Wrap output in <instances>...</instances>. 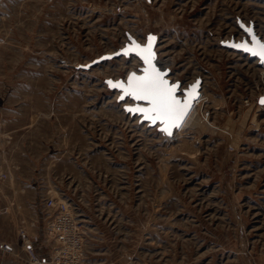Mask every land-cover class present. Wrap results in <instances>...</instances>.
<instances>
[{"label": "rangeland", "instance_id": "1", "mask_svg": "<svg viewBox=\"0 0 264 264\" xmlns=\"http://www.w3.org/2000/svg\"><path fill=\"white\" fill-rule=\"evenodd\" d=\"M240 21L264 40V0H0V241L53 199L89 264H264V67L221 45ZM149 37L180 96L203 81L171 135L108 83L143 64L106 57Z\"/></svg>", "mask_w": 264, "mask_h": 264}, {"label": "snow or ice", "instance_id": "2", "mask_svg": "<svg viewBox=\"0 0 264 264\" xmlns=\"http://www.w3.org/2000/svg\"><path fill=\"white\" fill-rule=\"evenodd\" d=\"M247 31L252 35L254 47H249L247 43L232 45L233 47L241 48L254 56H259L264 59V42L256 39L252 34L251 29ZM155 37L148 38L147 46H141L134 43V47L125 52H133L144 61L147 67L143 70V75H136L133 73L128 78V83L123 82L113 84L108 83L113 87L123 91L124 96L131 97L136 101H140L148 105L147 107L128 108V112H136L143 114L145 119L156 123L159 121L165 127L162 131L171 135L172 128L180 127L185 119L192 101L196 99V89L198 83L193 85L190 91L186 94L188 99L181 101L177 97V92L180 89L179 84H170L165 77L167 72L160 71L153 63L155 53L153 51V41ZM124 96L121 99H124ZM264 103V100L261 101Z\"/></svg>", "mask_w": 264, "mask_h": 264}, {"label": "built area", "instance_id": "3", "mask_svg": "<svg viewBox=\"0 0 264 264\" xmlns=\"http://www.w3.org/2000/svg\"><path fill=\"white\" fill-rule=\"evenodd\" d=\"M201 96V95H200ZM45 235L50 243L48 257H38L32 245L39 242L37 236L31 237L24 229L19 233L20 245L27 250L32 264H89L86 260L87 237L82 220L74 213L66 201L56 203L46 200ZM11 244H3L1 249L12 252Z\"/></svg>", "mask_w": 264, "mask_h": 264}, {"label": "water", "instance_id": "4", "mask_svg": "<svg viewBox=\"0 0 264 264\" xmlns=\"http://www.w3.org/2000/svg\"><path fill=\"white\" fill-rule=\"evenodd\" d=\"M239 27H240V28L246 33V35L248 36V38L245 37V38H243L241 41H236V40H234V39H231L230 41H223V42H221V45L224 46V47L230 48V49H232V50H236V51H239V52H243V53H245V54H248L251 58H256V59H258L259 64H260L262 67H264V59H262L261 57H259V56H254V55L250 54L249 52L244 51V50L241 49V48H237V47H233V46H232V45H239V44H243V43H247L249 47H254V46H255V45H254V42H253V39H252V35L247 31V29H251V32H252V34L255 35L256 39H259L261 42H264V40H262V39L257 35L256 30H255V26H254L253 24L246 25L245 23H243V22L240 21V22H239ZM135 44H137V43H135ZM139 45H141V46H147V45H142V44H139ZM132 47H134V45L127 47L126 49H124V50L118 52L117 54L109 55V56H107L106 58H112V57H117V56H120V55H125V52L128 51L129 49H131ZM153 51H154V47H153ZM130 53H133V52H130V51H129L128 54H130ZM134 54H135V53H134ZM136 56L141 60V62H142V64H143L142 70H141L140 73H138V72H136V71H130V72L128 73V75H127L126 81L123 82L125 85H127V83H128V78H129V76H131L133 73H135V74L138 75V76L143 75V74H144V71H143V70L147 67V65H146V64L144 63V61L140 58V56H138V55H136ZM104 58H105V57H104ZM153 63L155 64V66H156L160 71H162V72H166V71H164L163 69H161V68L159 67V65H158V61L155 59V57H154ZM165 79H166V77H165ZM202 82H203L202 79H201V78H198L194 83H192L191 85H189V87H188L187 89L184 90V92H183V96H180V95H179V90H178V92H177V97H178V99H180L181 101H185V100L188 99V97H187L186 94L190 91V89L192 88L193 85H196V84L198 83V87H197V89H196V99H194V100L192 101L191 107H190V109H189V111H188V113H187L185 119H184L183 122L181 123L180 127L182 126V124H183V123L185 122V120L187 119L188 115L190 114V112H191L192 109L194 108L196 101L198 100V98H199L200 95H201ZM115 83H120V82H114L113 84H115ZM115 89L118 90V91L121 93V97L124 96V93H123L122 90L117 89V88H115ZM125 98H131V97L124 96V99H125ZM131 99H132V98H131ZM132 100L134 101V104H132V105H127V106L125 107V110H126V111H127L128 108L147 107V106H148V105H146V104L143 103V102L136 101V100H134V99H132ZM262 100H264V99H261V100H260V103H261ZM261 104H264V103H261ZM127 112H128V111H127ZM129 113H130L132 116H139L140 119H141V121H143V122H147V123H149L151 126H156L157 124H161V125L163 126V128L165 127V125L162 124V123H160L159 121H157L156 123H153V122H151V121L145 119V117H144L143 114L136 113V112H129ZM178 128H179V127H178ZM176 129H177V128H172V129H171V133L174 132ZM166 133H167V132H166Z\"/></svg>", "mask_w": 264, "mask_h": 264}, {"label": "crops", "instance_id": "5", "mask_svg": "<svg viewBox=\"0 0 264 264\" xmlns=\"http://www.w3.org/2000/svg\"><path fill=\"white\" fill-rule=\"evenodd\" d=\"M11 187V185H7ZM22 206L25 203H28L26 200H21ZM45 217V215H44ZM38 219H40L39 215H36L35 222L38 223ZM45 223V221H44ZM36 225V224H35ZM29 231V230H28ZM30 236H37L39 238L38 243H34L32 247L34 248L38 257H48L51 253V246L50 243L46 241L45 235V224L36 225L35 230H31ZM3 244H11L13 247L12 252H6L1 249ZM0 264H32L31 259L25 250L24 247L20 245V238L17 234L16 238H12L6 241H0Z\"/></svg>", "mask_w": 264, "mask_h": 264}, {"label": "bare ground", "instance_id": "6", "mask_svg": "<svg viewBox=\"0 0 264 264\" xmlns=\"http://www.w3.org/2000/svg\"><path fill=\"white\" fill-rule=\"evenodd\" d=\"M171 64H172L171 60H169V59L164 60V69H167V67H169ZM202 99H203V94H201V96L196 101L194 108L192 109V111L188 115L187 119L182 124V126L176 129L177 131H182L183 129L187 128L188 126H190L193 123V121L196 119L195 114H196L197 106L201 103ZM195 124H196V122H195Z\"/></svg>", "mask_w": 264, "mask_h": 264}]
</instances>
